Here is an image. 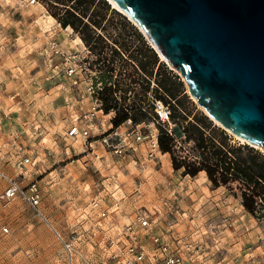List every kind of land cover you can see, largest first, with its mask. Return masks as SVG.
<instances>
[{
    "label": "rangeland",
    "instance_id": "obj_1",
    "mask_svg": "<svg viewBox=\"0 0 264 264\" xmlns=\"http://www.w3.org/2000/svg\"><path fill=\"white\" fill-rule=\"evenodd\" d=\"M102 1L110 9L97 10L103 42L88 48L60 25L64 6L0 0V231L8 230L0 241V264H114L110 257L120 229L139 210L150 213L163 242L178 240L182 252L206 264H264V204L257 200L254 213H248L240 194L249 193L241 183L214 188L203 172L184 176L172 169L168 154L154 148L158 126L172 131L178 124V133L185 126L155 122L152 101L161 100L171 113L174 104L159 87V67L177 77L188 120L195 113L207 115L137 25ZM135 34L157 64L136 55L144 47ZM141 60L146 72L138 66ZM104 86H117L118 108L140 104L149 121L128 119L114 128L115 111L105 114L99 97ZM207 119L225 132L229 144L264 157ZM72 128L87 131L86 141L71 137ZM115 133L112 147L101 144L103 136ZM191 146L183 138L176 141L185 154ZM12 184L16 191L7 196Z\"/></svg>",
    "mask_w": 264,
    "mask_h": 264
},
{
    "label": "water",
    "instance_id": "obj_2",
    "mask_svg": "<svg viewBox=\"0 0 264 264\" xmlns=\"http://www.w3.org/2000/svg\"><path fill=\"white\" fill-rule=\"evenodd\" d=\"M211 121L264 152V0H111Z\"/></svg>",
    "mask_w": 264,
    "mask_h": 264
},
{
    "label": "trees",
    "instance_id": "obj_3",
    "mask_svg": "<svg viewBox=\"0 0 264 264\" xmlns=\"http://www.w3.org/2000/svg\"><path fill=\"white\" fill-rule=\"evenodd\" d=\"M54 3L65 7V11L59 19L63 28L70 27L74 33L78 34L81 42L88 48L102 44L103 39L98 30H102L101 21L103 16L97 11L100 7L109 11V6L102 0H51ZM124 25L129 23L122 18ZM140 43L136 50L138 56H149L150 66L157 64L158 59L152 50L147 49L140 35L135 34ZM124 50H128L126 44H122ZM131 55V53H129ZM135 55V56H136ZM134 56V57H135ZM143 59V58H142ZM138 66L142 72L147 70V62L141 60ZM159 87L168 99L174 102L170 121H183L185 126L182 133H178L180 126L168 131L162 126H158L157 146L162 154H168L171 166L174 171L183 170L184 176L195 178L203 172L212 187H229L233 183H241L249 194L242 192L240 201L243 209L248 213H254L257 200L264 204V157L252 148L236 147L229 144V138L225 132L215 128L212 123L200 113L192 114L188 120L182 103L184 98H179L177 88V77L171 75L162 66L159 67ZM122 72L128 73L124 67ZM111 71V70H110ZM128 78L132 81L131 74ZM117 90L111 86H104L99 94L103 103V112L106 114L110 110L115 111V116L111 120L114 128L119 127L123 122L130 119L134 123L148 122L147 116L142 112L141 105L118 108L114 94ZM183 138L186 144H192L187 148L186 154L176 148V141Z\"/></svg>",
    "mask_w": 264,
    "mask_h": 264
},
{
    "label": "built area",
    "instance_id": "obj_4",
    "mask_svg": "<svg viewBox=\"0 0 264 264\" xmlns=\"http://www.w3.org/2000/svg\"><path fill=\"white\" fill-rule=\"evenodd\" d=\"M37 0H28L30 5L36 3ZM89 91L94 93L93 87H88ZM152 109L154 113L155 122L164 123L168 122L171 112L170 109L163 104L160 100L152 101ZM93 115V114H92ZM138 134V130H136ZM71 137H81L87 139L88 132H81L77 128H72L69 132ZM118 136L117 133L111 136H103L101 139V144L107 148L113 146V141L116 140ZM157 145L154 143V148ZM155 150V149H154ZM23 162L20 163L22 165ZM16 189L13 188V184L9 186L6 190L7 196H12L15 193ZM37 203L33 202L32 206H35ZM97 204H93V208H96ZM104 216V214H101ZM225 222L228 221L227 218H224ZM8 233L7 228H2L0 231V241L2 235ZM144 236L149 241L147 245L144 241ZM175 244L163 242L159 236L154 232V225L150 218V213L145 210H139L135 213L134 217L130 222L124 224L120 229L118 234V239L115 242V250L112 252L113 255L110 259L114 264H206L203 262L200 256L196 254H186L182 252L179 246L180 242L175 240ZM67 249L68 245H64Z\"/></svg>",
    "mask_w": 264,
    "mask_h": 264
},
{
    "label": "bare ground",
    "instance_id": "obj_5",
    "mask_svg": "<svg viewBox=\"0 0 264 264\" xmlns=\"http://www.w3.org/2000/svg\"><path fill=\"white\" fill-rule=\"evenodd\" d=\"M110 3H111V5L113 6V8H115V9H117L118 11L120 10V11H122V12H124L121 8H119L116 4H114L111 0H108ZM125 13V12H124ZM126 14V13H125ZM127 15V14H126ZM128 16V15H127ZM131 20V19H130ZM71 30V29H70ZM79 42H80V40H79ZM159 54V53H158ZM160 55V54H159ZM160 57L162 58V56L160 55ZM163 59V58H162ZM164 60V59H163ZM165 61V60H164ZM234 136V135H233ZM236 137V136H235ZM238 140H240L241 142H244V143H246V144H248V145H250L249 143H247L245 140H243V139H240V138H238ZM251 147H254L255 149H258L259 151H261L262 152V150L259 148V147H257V146H253V145H250ZM262 153H264V152H262ZM164 155V154H163ZM162 155V156H163ZM166 156V155H165ZM168 163V162H167ZM166 164V163H165ZM168 165V164H167ZM169 168V167H168ZM50 225V224H49Z\"/></svg>",
    "mask_w": 264,
    "mask_h": 264
}]
</instances>
